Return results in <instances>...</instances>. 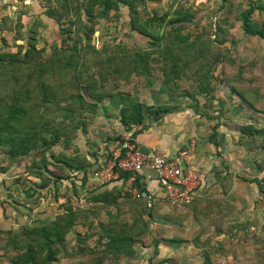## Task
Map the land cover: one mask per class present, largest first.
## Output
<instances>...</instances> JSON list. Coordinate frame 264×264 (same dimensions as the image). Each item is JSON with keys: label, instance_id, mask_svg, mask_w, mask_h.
<instances>
[{"label": "trees", "instance_id": "16d2710c", "mask_svg": "<svg viewBox=\"0 0 264 264\" xmlns=\"http://www.w3.org/2000/svg\"><path fill=\"white\" fill-rule=\"evenodd\" d=\"M136 3L137 0H88V9L84 7L87 13H69L72 7L70 8L68 3L61 4L60 13H48V15L55 19L59 33L66 37H61L60 43L55 46L50 45L49 52H43L45 49L37 48L34 43H31L33 45L29 43L30 46L24 43L23 45L15 44L18 45L15 51H0V148H2L0 155L7 156L9 162L12 163L18 162V159L30 151H36L38 146L43 143L52 146L64 139L65 144H71L74 135L72 133L67 135L62 123L68 120L72 121L77 116L78 121L69 130L75 132L79 129L85 130L86 123L82 116L87 111L95 113L98 107L106 110L105 105L98 106L106 98L110 99L109 102L112 105L114 96L122 99V105L117 103L115 107H118L121 125L129 130L145 119H150L149 115L152 116V119L157 120L171 109L169 103L156 106L143 103L139 101L136 94L130 98L119 96L120 93L117 91V93L103 91L101 86H97V82L102 83L108 75L115 80L124 81L134 73L147 75L151 71V61L158 62L161 59L160 70L165 77L161 82L164 87H159V92L169 91L172 87H167V84L176 77L179 79L197 72L200 77L203 76V67L207 63L201 62L200 57L205 54L209 59L208 49L203 47V41L198 36L191 38L189 33L184 35L179 27H174V24L183 22L184 14L180 15L181 18L175 17L168 22L171 28L169 34H166L162 25L168 13L143 17L134 10ZM122 4L127 5L130 10V13H127L129 29L134 31L138 38L147 42L146 46L141 48L123 46L105 48L102 46L99 48L94 44L87 43L86 41L91 38L93 33L94 20L105 18L108 14L106 11L110 9L117 13ZM95 5L99 6L100 11L91 13V9ZM250 10L243 13L244 30L249 34L264 37L260 31H253L249 27L247 16ZM176 14L178 16V13ZM87 21L92 23L87 24ZM30 36V38H34L35 33ZM67 41L70 43L64 45ZM211 42L212 40L209 41V44ZM230 45L232 48L233 45ZM154 53L155 56L152 55ZM95 67L98 68L96 71ZM211 69L210 66L207 67L204 76L209 75ZM206 91L203 92L204 96H206ZM192 98L195 99L194 96ZM176 99L175 97L171 98L173 101ZM195 100L197 101V99ZM217 120L219 122V119ZM217 128L218 123H215L211 128L209 141L218 146ZM135 132L134 130L133 136ZM239 133L241 137L258 136L262 140L260 146L264 149V127L257 128L252 123H245L240 127ZM92 144H96V141L94 140ZM91 155L97 156L95 151H92ZM256 162L257 160L254 159V163ZM57 163L69 170L81 171L83 173L80 179L82 180L81 185L85 184L87 168L91 165L86 155L67 156L66 153L60 152L58 155L54 153L43 155L37 163L31 164L32 167L37 168L33 175L42 178V186L47 180H50L49 176L53 174V172L50 173L52 170L48 169V166ZM8 167L9 164L0 166V171L5 172ZM257 167L260 170L263 169V166L257 165ZM112 169L116 172L117 177L109 180L122 183L121 195L124 194L134 200L142 199L146 205L141 211L132 215L133 223L122 219V225L118 227L117 225L120 224L117 223V219L113 220L114 216H110L111 221L109 222L98 223V232L101 236L96 239L94 246L81 248L82 254H93L91 260L98 263H109V257L104 260L100 258L102 254L105 256L133 255L132 246L139 244L140 237L143 238V235L148 233L146 223L140 222L142 214L147 215L149 212V205L142 194L144 187L140 182V175L137 174L133 182V186L138 189V196L133 197L129 192L123 190L125 186L123 183H126L132 172L119 169L116 161H114ZM95 171L92 170L90 174ZM240 178L255 185L264 199V175L262 178L257 175ZM56 182L54 181V183ZM32 184L38 185L36 182ZM76 192L77 188L74 187L73 194L66 196L62 202L61 211L52 219L40 221L39 224L34 225H31L32 223L22 224L16 229L12 228L7 231L8 234L15 231L13 235L8 236L4 243L5 247H11V250L14 251L11 258L12 263L44 264L58 260L57 256L65 246L68 233L77 222L87 219L93 213V204L85 207H73L71 199L83 197L87 201L93 200V203L96 202L106 207L115 206L117 197L120 195V190L117 187L104 190L93 196L86 193L77 195L78 192ZM31 206H26V202L24 203L27 210ZM90 228L88 227V229ZM206 252L204 251V264L208 263ZM97 257L100 260H97Z\"/></svg>", "mask_w": 264, "mask_h": 264}, {"label": "rangeland", "instance_id": "374dc122", "mask_svg": "<svg viewBox=\"0 0 264 264\" xmlns=\"http://www.w3.org/2000/svg\"><path fill=\"white\" fill-rule=\"evenodd\" d=\"M195 5V0H173L172 4L168 6V15L165 16V21L162 27L164 33L169 34L171 26L168 25V22L175 17L181 18L180 15L184 14L183 18L185 19H182L183 22L174 24V27H179L181 33L184 35L189 33L191 38L198 36V38L203 41V47L208 49L210 58L207 59L205 54L200 57L201 62L207 63L203 67V76L200 77L199 72H197L194 75L182 76L179 79L176 77L169 81L167 87H172L170 89L172 92L167 91L168 93L166 92L167 94L162 96V100H160L159 103L164 104L170 101L169 104L173 105L176 100H171L173 97L170 96L183 94L184 97L179 98L181 100V104L179 105L181 108H184L185 105L187 107H193L197 112L205 113L209 117V120L213 119L212 121L216 122V119H219V123L227 127L229 131H235L233 141L234 146H228V148L236 150V154L239 155L237 157H242L244 160V162L236 164V169L240 172H244L243 176L248 178L253 177L256 174L261 175L264 173V149L260 146L262 140H260L258 136L241 137L239 129L242 125H245V123H252L257 128L264 127V44L257 43L254 40V42L251 43V47L255 49H244L239 51L236 48H231V45H229L230 42L234 40L233 38L236 37L232 34H225L226 38H223L225 41L224 44H222L220 39L225 37V35H219V33H217L215 18L213 15L211 17L209 14L214 12L209 11V7L205 6L198 8ZM176 13H178V16ZM197 13L201 19H199ZM152 14L160 16L165 13H145V17ZM88 23L90 24L92 22L87 21V24ZM93 24V33L91 38L86 42L94 44L96 47L100 48L104 46L105 48H117L123 46L126 48H141L146 46L144 40L130 33L126 24L122 22V13H108L105 18L94 20ZM56 33V30H54L53 35L48 34L51 38L50 44L53 43L56 45L57 43H60V39L66 37V35L62 36L60 33ZM19 36V33L16 32L10 33L8 39L11 43L9 42V45L2 43L5 40L0 34V51H15L17 46L20 45H14L16 44L15 41L17 43H22V45L24 43L29 46L31 43H34L35 46L36 44L40 45V43H43L42 39H40L39 42H37V39L30 40L28 38L29 35L26 37L27 40L24 38L20 39ZM210 40H212L211 44H209ZM69 43L70 42L67 41L64 45ZM36 47L44 48L45 50L43 52L45 53L49 52L50 49L48 45L43 47L37 45ZM152 55L155 56L156 54L154 53ZM161 64V59H159L158 62L151 61V71L147 75L134 73L125 81L121 79L115 80L108 75L106 80L102 83L97 82L98 84H96L97 86H101L105 92L113 91L114 93L117 91L120 93L119 96H128L130 98L134 97V94H136L139 101L149 103V93L151 92V89L156 90L159 89V87H164L161 84L165 77L160 70ZM209 66L212 68L210 74L204 76V72ZM94 69L96 71L98 68L95 67ZM104 70L106 69L104 68ZM207 89L208 91H206ZM205 91L207 92L206 96L203 94ZM192 96H194L197 101L193 99ZM109 101L110 99L106 98L99 103L100 105L98 104V106L105 105L107 108L106 110L98 107L95 113L87 111V113L82 116L86 123L84 126L85 130L79 129L76 132L69 130L70 128L72 129L73 125L78 121L77 116H75L72 121L68 120L62 123L65 126V132L67 135L71 133L74 135V142H76V140L77 142H80L81 140L83 142L86 140L87 145H89V154L91 155L92 151L96 152L97 156L95 161L94 159H91L90 161L92 163L94 161L95 164L93 163L89 168L99 166L98 170H103L102 176L99 177L100 180L108 175L107 173L109 171L106 169L109 165H112L113 157L111 153L116 149V136L118 131L122 128L120 123V113L118 107H115V104L117 103H121L122 105V99L114 96L112 98L113 105L110 104ZM194 101L197 102L195 106L193 103ZM148 117L152 119L151 115ZM145 120L136 125H146ZM115 123L119 124L118 129H115ZM213 125L214 124H210V126L207 127L208 131L206 132V135L209 136ZM94 140L96 141V144H92ZM190 141H193V139H190ZM77 145V143L74 145L73 142H71V144H65L64 139H61L57 144L52 146L47 143H43V145L40 144L36 151H30L27 155L18 159V162L16 161L18 168H12L13 172H16L9 176L8 179L5 178L8 175L6 171L0 174V196H2V200L4 201V208L2 207V211L0 208V264H15L11 262L14 251L11 250V247H5L4 245L8 236L13 235V232L15 231H11L9 234L7 231L12 228L16 229L22 224H39L40 222L38 221L33 223L34 217H42L46 214L47 210L51 211V213L53 212L52 214L57 212H54V209L52 210V208H49L50 206L58 207V196H62V199H64L63 193L56 194V189L58 190V188H56V183L58 182L61 184L64 179L65 181L71 180L74 182L76 181L74 179H76L77 176H81V174H75L74 177L71 173L75 170L63 168L59 163L56 165L51 164L48 166V169L52 170L50 173L53 172V174L49 176L50 180H47L45 185L42 186V178L33 175L37 168L32 167L31 164L37 163L42 159L43 155H49L50 153L58 155L60 152H64L67 156L76 155L79 151ZM1 149L2 148H0V151ZM75 151L77 152L74 153ZM230 152L234 153L235 151L230 150ZM225 155H227V160L231 163L233 155L228 153V151ZM229 155L231 156L229 157ZM254 159L257 160L256 163H254ZM7 164H9L8 157H2V155H0V166H5ZM257 165L263 166V169H258ZM216 167L217 169L219 168L218 170L221 172L224 167L225 169L228 168L224 164H219ZM244 168H246V170ZM237 170L231 167V172ZM58 177L66 178L59 179ZM54 181L57 182L54 183ZM33 182H36L38 185H33ZM228 183L229 185L225 187V189H227L226 200L223 202H229L232 200L231 196L235 193L234 191H231L232 182H226V184ZM11 185H15L12 186V191H14L13 194L12 192L10 194ZM2 187L4 189H1ZM25 189L28 191L26 198L21 194L23 191L26 192ZM7 190L9 191L8 194L11 195L9 199L6 196ZM15 192L20 193L21 196ZM254 198L256 199V195L249 193L246 199L240 198L241 203L239 202V204H244L247 201L252 203L255 200ZM126 201L128 203L126 204L127 206L131 205L128 207L130 210H134V214L141 211L146 205L145 201L142 199L134 200L131 197H127ZM162 201L166 204L164 200ZM25 202L30 206V203L32 202V206L29 207L28 210L24 207ZM164 204L159 205V209L150 210V214L148 215L142 214L140 222L143 221V223H146L148 232L149 230L151 232L159 231L164 238L154 236L155 239H153V234L149 236L148 233L143 235L144 238L140 237L139 245L144 246L149 241L148 247H150V250L144 249V252L141 253L143 255L140 257V260L137 259V262H135L136 264H204V251H207L206 253L208 255L207 264H264V217H261V219L258 220L257 216L251 215L250 217L252 218L245 220L243 218L244 212H241L239 214L242 215V219L239 221H224L223 224L220 222L211 223L207 221V224L201 225L200 228L198 227L194 230H189L190 234L185 235L189 240L193 239L192 243H189L191 250H188V246H184L185 243L182 244L180 241H176L179 237H184L182 236L184 234V232H182L184 229L182 231L178 229L182 227L184 228V226H181L182 221L181 223L176 221L177 226L172 225L171 228L158 226L156 224H154V227H150L152 224L151 221L155 220L156 217L164 220L172 218L169 216L168 212L163 209ZM169 205L172 204L169 203ZM179 205L181 204H178V206ZM227 212H229V210H227ZM12 213H14L15 216H13ZM17 215L18 217H21L17 218ZM183 225L186 224L183 222ZM220 231L223 233L222 236L218 234ZM201 232L204 233V236L207 238L206 241L199 240ZM172 238L173 241L176 242H170L172 244L170 247H182L175 253L174 251H169L170 248L166 246L167 251H169L168 255L170 256L167 255L166 257H162L161 253L163 251L159 250L161 248L155 249V247L158 243H162V246L168 244L163 240H169ZM184 242L190 241L186 239ZM192 245L200 250L193 248ZM61 252L59 254H61ZM192 253H195V256H190L193 255ZM185 254H187V256H185ZM71 263L72 259L69 257L64 258L61 263L53 261L44 264ZM88 263L93 264L95 262L92 260L88 261ZM17 264L31 263L20 262ZM106 264L122 263L119 260H114Z\"/></svg>", "mask_w": 264, "mask_h": 264}, {"label": "crops", "instance_id": "0c3cea01", "mask_svg": "<svg viewBox=\"0 0 264 264\" xmlns=\"http://www.w3.org/2000/svg\"><path fill=\"white\" fill-rule=\"evenodd\" d=\"M87 2L88 0H0V34L5 40L2 43L10 45L11 41H9L8 39L9 34L16 32L19 33L20 39H26L28 35V38L30 40L37 39V42L42 39L43 43H40V45L36 44V46H55V44L53 43L50 44L51 38L48 36V34L53 35L54 30H56V34H59L58 24L53 17L48 15V13H60V5L64 3H68L70 5V8L72 7V10L69 11V13H87L84 10V7L85 9H88ZM172 2L173 0H137L136 5L134 6V10L137 13H140V15L143 17H145V13H168V6L172 4ZM195 4V6L198 8H202L205 6L209 7V11L214 12L209 14L211 17L213 15L215 18V23L217 25L216 30L219 35L232 34L233 36H236L233 38L234 40L230 42V44L232 43L233 45L232 48H236L239 51L244 49H255L251 47V43L254 42V40L257 43L259 42L261 44H264V37H259L255 34L253 35L247 33L244 30L243 26V13H245L248 9H251L249 15L247 16V21L250 24L249 27L253 31H260L264 35V0H195ZM93 8L91 9V13H98L100 11L98 5H95ZM106 13H115V11L110 9L106 11ZM117 13H122V22L126 24L130 33L135 35L136 33L134 31H131L128 25L127 13H130L129 7L122 4L119 7ZM198 17L199 19H201L199 14ZM32 33H35L34 38H30V35ZM224 38H226V35ZM220 40L221 43L224 44L225 39H223L222 37ZM15 43L22 44L17 43L16 41ZM167 93L165 90L163 92H159V89H151V92L149 93L150 102L147 104L154 106L160 104L159 102L160 100H162V96ZM170 97H175L177 99L176 101H174L173 105H171V109H169L161 118L157 120H145L146 125H137L133 128L136 131L134 135L136 147L137 149L145 153H148L150 151H159L163 153L165 157L172 158L176 157L179 152L183 150L186 145H188L190 139H193V141L195 142V146L193 148V151L189 153L186 159L185 168L188 167L191 170H195L199 174V185L194 189L193 194L188 202L179 206L169 205V203L165 200L164 190L157 181L153 169L149 165H144L141 168V172L139 173L140 182L144 187L142 188V186L140 185V187L143 189L142 194L144 195L143 196L141 194V196L145 197L146 202L149 205V212L147 213V215L150 214V210L159 209V205H163L164 203L162 200H164L166 204H164V208H162L166 210V212H168L169 216L172 217L166 220L156 217L155 220L151 221L152 224L150 225V227L152 228L154 227V224H156L158 226L171 228L172 225L177 226L176 221L180 223L182 221L181 226H184V228L182 227L178 229L180 231L184 229V231H182L184 232V234L182 235L184 237H179L178 239H176V241H180L182 244L185 243L184 246L187 245L189 248L188 250H191L189 243H192L193 239L189 240L187 237H185L186 234H190L189 230H194L198 227L200 228L201 225L207 224V221L211 223L220 222L222 224L224 221H239L240 219H242V215L239 214L241 212H244V214H242L244 215L243 218L245 220L252 218L250 217L251 215L257 216L259 220L261 219V217H264V199H262L255 185L243 181V179L240 178L244 177V172H240L236 169V164L244 162V160L242 159V157H237L239 155L236 154V150L228 148V146H234L233 141L235 131H229L227 127L217 122V119L216 122L212 121L213 119L209 120V117L205 113H200L199 111L197 112V110L193 107H187L185 105L184 108H181V106H179L181 104V100L179 98H183V94H176ZM193 103L194 106L197 104V102ZM215 123H218V133L216 135V139L217 141H219L218 146H214V144L209 141V136L206 135V132L208 131L207 127L210 126V124L212 125ZM74 140L75 139L72 140L73 144L76 145L77 143L79 149L78 152L75 151L74 153L77 152L76 155H86V158L89 161H91V159H94L95 161L96 156L89 154V145H87L86 140L83 142L82 140L80 142H77V140L76 142H74ZM230 150L235 152L231 153ZM227 151L228 153L233 155V160L231 161V163H229V161L227 160V155H225ZM113 153L114 151H112L111 153L112 157ZM231 155H229V157ZM90 163L91 165L93 164L92 162ZM219 164H224L228 168L225 169L224 167L221 172L220 170H218L219 168L217 169L216 167ZM89 167L87 168V177L84 181V185H81L82 180L80 179L83 175L81 171H73L71 173L72 175H74V177L75 174H81V176H77L76 179H74L76 181L72 179L74 181V184H72L71 180L65 181V179L62 180L61 184L58 182V184L56 183V188H58V190L56 189V194L63 193L64 199H62V196H58V207L50 206L49 208H52V210L54 209V212L57 211L54 213L55 215H57V213L62 209V202L63 200H65L66 196L68 194H73L74 187L77 188V195L86 193L90 196L97 195L104 190H110L113 187H117V189L120 190V195L116 200L117 204L115 206L111 205L104 207L99 203H93L94 201L91 200L90 202L93 203V213L90 214L87 219L81 220L74 225V227L66 237L65 246L63 247L61 254L57 256L58 260L56 262L61 263L64 258L71 257V264H89L88 261H92L91 257L94 255L82 254L81 248H89L94 246L96 239L101 236L98 232L99 222H109L111 221L110 216H114L113 220L117 219V223L120 224L117 225L118 227L122 225V219L133 223L132 215L134 214V210H130L129 207L131 205H128L129 207L126 205L128 204L126 201L127 197L124 194L123 196L121 195V189L123 188L122 183L120 181H110L111 179H116L117 174L113 172L112 177L109 178L110 180H100V176L95 175V173L101 171L102 169L98 170L99 166L92 168ZM231 167L235 168V170L237 171L231 172ZM12 168H18L15 162H9V167L6 171V173H8V175L5 177L6 179H8L9 176L16 172H13ZM244 169L246 170V168ZM92 170L96 171L93 174H90ZM3 172L4 171H1L0 174H2ZM261 175L258 174L257 176L261 177ZM226 182H232V190L231 188L230 190L235 192L231 196L232 200H230L229 202H223L226 200L225 198L227 196V189H225V187L229 185V183L226 184ZM126 184L127 181L126 183H123V185L125 186ZM12 186L15 185L10 186V194L11 192L12 194L14 193V191H12ZM1 189L4 188L2 187ZM8 193L9 191L7 190L6 196L9 199L11 195ZM15 193L19 196H21L22 194L24 198H26L28 195V191H23V193L21 194L17 192ZM249 193L256 195V199L254 198V202L250 203L247 201L244 204H239V202L241 203L240 198L246 199ZM71 196L74 197L73 195ZM0 202V208L2 211V207L4 205L2 196H0ZM227 210H229V212H227ZM52 213L51 211L47 210L46 214H44L42 217H34L33 221L36 220L40 222L44 220H50L55 216ZM12 214L13 216H15L14 213ZM20 217H18L17 215V218ZM183 222L186 225H183ZM88 227L91 228L88 229ZM218 234H220V236L223 235L221 231ZM148 235L164 238L162 233L159 231L151 232L149 230ZM153 239H155V237ZM186 239L190 242H184V240ZM206 239L207 238L204 236V233L201 232L199 240L206 241ZM163 241L169 244L173 241V238ZM161 244L162 243H158L155 249L161 248L159 250L163 251L161 253L162 257H166L169 254V251H174L176 253L178 249L182 247H170V245H172L171 243L169 245L165 244L163 246ZM148 246L149 241L144 246H140L139 244L133 245L131 250H133L134 253L131 256L124 254L105 256L102 254L100 258H103L104 260L105 258L109 257V262L119 260L122 264H133L137 262V259L140 260V257L143 255L141 253L144 252V249L150 250V247ZM166 246L170 248L169 251H167ZM193 248L200 250L195 246H193ZM192 254L193 255L190 256H195V253ZM185 256H187V254H185ZM112 257L114 260L112 259ZM100 258L97 257V260H100ZM97 263L98 262L96 261L93 264ZM98 264L106 263L101 262Z\"/></svg>", "mask_w": 264, "mask_h": 264}, {"label": "built area", "instance_id": "2783aa9c", "mask_svg": "<svg viewBox=\"0 0 264 264\" xmlns=\"http://www.w3.org/2000/svg\"><path fill=\"white\" fill-rule=\"evenodd\" d=\"M119 124L115 123V129ZM134 129H127L122 126L118 131L116 149L113 153L112 165L107 167L109 171L103 179L112 177L114 161L121 170L131 171L127 179L124 191L129 192L133 197L138 196V189L133 186L137 174L141 172L144 165H149L155 174L157 181L164 190V196L168 203L172 205L184 204L188 202L194 189L199 185V174L195 170L186 167V159L195 146L194 141H189L186 148L181 150L176 157L168 158L159 151L142 152L136 147L135 138L132 135ZM103 170L95 175L102 176ZM116 173V172H115ZM73 207H85L93 203L85 198L71 199ZM29 204L26 202V206Z\"/></svg>", "mask_w": 264, "mask_h": 264}]
</instances>
